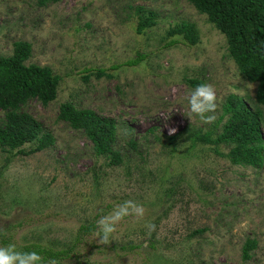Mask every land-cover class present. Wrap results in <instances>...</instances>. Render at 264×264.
Listing matches in <instances>:
<instances>
[{
    "label": "rangeland",
    "instance_id": "374dc122",
    "mask_svg": "<svg viewBox=\"0 0 264 264\" xmlns=\"http://www.w3.org/2000/svg\"><path fill=\"white\" fill-rule=\"evenodd\" d=\"M138 7L157 16L141 33ZM181 22L195 25L198 43L189 46L177 36V44L167 46L169 27ZM20 41L31 45L26 64L50 67L61 81L53 102L33 99L21 109L53 145L29 157L0 152V228L16 225L11 244L72 248L60 264H264V164L235 166L226 146L216 154L209 145L190 150L183 140L173 150L168 140L171 129L176 135L189 127L216 135L231 94L260 112L264 140L256 84L241 76L225 37L204 15L185 0H62L47 7L0 0V55L10 56ZM137 54L145 57L140 64L111 69ZM98 69L111 77H98ZM188 79L216 89L212 123L189 112L195 87ZM65 103L115 122L120 164L96 156L82 132L58 119ZM129 200L144 207V217L125 218L115 238L99 244L96 222ZM91 223L96 229L84 235L80 227ZM196 230L203 232L193 236ZM247 239L256 248L244 262Z\"/></svg>",
    "mask_w": 264,
    "mask_h": 264
},
{
    "label": "trees",
    "instance_id": "16d2710c",
    "mask_svg": "<svg viewBox=\"0 0 264 264\" xmlns=\"http://www.w3.org/2000/svg\"><path fill=\"white\" fill-rule=\"evenodd\" d=\"M62 0H35L39 7L57 4ZM204 15L207 21L225 37L228 58L234 61L241 76L249 83L256 84L254 101L264 107V0H185ZM138 16L137 31L153 27L156 15L142 7L136 8ZM167 36L172 41L167 46L177 44L176 37L189 46L198 43V31L193 23L181 22L170 26ZM179 41V40H178ZM166 46V47H167ZM31 45L27 42L13 44L12 54L8 57L0 55V152L12 157H29L42 152L53 145L54 139L44 133L42 125L30 114L21 111L30 100H37L47 106L56 98L61 78L47 66L26 64L31 57ZM123 65L111 67H133L145 58L142 54ZM86 70L84 72H91ZM97 76L110 78L106 69H98ZM87 76L83 79L87 80ZM198 79H188L190 87L203 84ZM58 119L72 129L82 132L91 142L94 154L109 160V165L121 163L120 153L113 149L116 141V124L110 118H103L90 109H78L71 103L62 104ZM218 121L222 123L220 132L213 135L212 131L198 127L185 128L183 131L168 138L170 146L175 150L183 140L190 142V150L199 146L214 147L213 152L219 153V146H226V157L235 166L261 168L264 164V140L260 130L261 116L259 111L250 109L244 98L229 95L221 106ZM217 126V125H216ZM216 126L214 128H216ZM168 143V144H169ZM130 147L136 143L130 141ZM20 225V224H19ZM16 225L0 228V245L11 244L12 232ZM96 229L91 223L80 227L86 235ZM203 231L196 230L194 235ZM150 247L153 246L151 239ZM23 251H37L45 262L48 260L69 257L72 248L53 251L42 245H24L17 247ZM256 248V241L247 239L242 246V259L248 261L251 252ZM60 264V262H59Z\"/></svg>",
    "mask_w": 264,
    "mask_h": 264
},
{
    "label": "clouds",
    "instance_id": "9594fccd",
    "mask_svg": "<svg viewBox=\"0 0 264 264\" xmlns=\"http://www.w3.org/2000/svg\"><path fill=\"white\" fill-rule=\"evenodd\" d=\"M216 89L211 84H198L189 94L187 104L191 114L198 116L204 123H212L215 120L214 113L217 108ZM190 118V117H189ZM170 135L175 134V129H171ZM145 209L142 205L134 201H125L117 205L112 212L102 216L97 223L98 243L108 245L114 234L118 230V225L128 217L142 219ZM154 230V225L148 226ZM0 264H59L57 260H48L42 257L37 251L19 250L15 244L0 246Z\"/></svg>",
    "mask_w": 264,
    "mask_h": 264
}]
</instances>
